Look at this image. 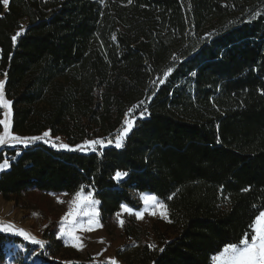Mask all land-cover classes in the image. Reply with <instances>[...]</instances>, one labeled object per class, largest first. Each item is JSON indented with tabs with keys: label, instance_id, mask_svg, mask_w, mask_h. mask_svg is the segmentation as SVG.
Instances as JSON below:
<instances>
[{
	"label": "trees",
	"instance_id": "1",
	"mask_svg": "<svg viewBox=\"0 0 264 264\" xmlns=\"http://www.w3.org/2000/svg\"><path fill=\"white\" fill-rule=\"evenodd\" d=\"M0 75L24 137L107 140L135 110L119 149L0 148V194L17 206L83 186L112 233L120 205L162 200L168 220L151 233L125 214L124 264H213L264 211V0L0 2ZM117 171L129 175L117 182ZM56 234L44 232L51 255L65 248ZM13 241L25 242L0 232V264Z\"/></svg>",
	"mask_w": 264,
	"mask_h": 264
},
{
	"label": "snow or ice",
	"instance_id": "2",
	"mask_svg": "<svg viewBox=\"0 0 264 264\" xmlns=\"http://www.w3.org/2000/svg\"><path fill=\"white\" fill-rule=\"evenodd\" d=\"M5 9L9 7V0H0ZM21 35V32H17L11 37L13 44H15L17 37ZM11 58V57H10ZM172 71L169 68L165 72L167 76ZM7 74L5 73V76ZM195 75V73H192ZM163 83V81H161ZM5 81L0 80V109H4V118L0 119V126L3 127V133L0 134V145L11 144L17 145L22 144L25 147H29L34 143L48 144L51 148L59 150L74 151L80 150L85 151L91 148L93 151L96 150V146H103L105 141L103 139H95L91 141H85L83 145H76L72 147L66 143H56L59 137L55 140L49 139L50 131H45L40 136L32 137H21L19 135H14L11 132V101L5 98L4 93ZM143 103V102H142ZM142 115V114H141ZM127 127L123 128V131L118 133L114 140L115 148L119 149L122 147V142L128 135L129 131L133 127L132 120H125ZM219 142V141H218ZM108 144H112L113 140H108ZM9 167L8 160H4L0 163V170L7 169ZM129 174L127 172L117 171L113 179L117 182L121 181L124 177ZM247 191V189H245ZM171 198V197H169ZM141 199L143 200L146 208L151 206L159 210L162 218L167 219L168 212L166 205L157 200V197L147 194H142ZM58 203H64L63 200L57 199ZM69 203V209L67 213L61 218L57 238H65L64 243L69 244L74 248L83 249L84 245L82 243V238L78 235V232H92L97 227H101L99 220V212L96 210V205L99 204L98 200H95L91 193L88 195L84 194L83 186L81 189L74 194V197ZM124 213L133 214V209L127 205H120ZM151 215H156L153 211ZM137 219H143L144 212L136 211L134 213ZM120 213H117V217ZM87 219H84V218ZM171 222V221H169ZM119 225L122 227L124 225V220H118ZM250 231L244 233L243 238L238 241V243H228L226 244L222 251L218 255H214L212 260L214 264H264V211H259V214L255 216L254 220L249 225ZM0 232L12 234L22 237L26 241H30L33 244L38 245L41 249L44 248L45 242L37 239L35 236L31 235L29 232L22 228H16L13 224H3L0 223ZM102 242V241H101ZM149 247H155V245H149ZM163 251V249H160ZM111 264H117L115 259L111 260Z\"/></svg>",
	"mask_w": 264,
	"mask_h": 264
},
{
	"label": "rangeland",
	"instance_id": "3",
	"mask_svg": "<svg viewBox=\"0 0 264 264\" xmlns=\"http://www.w3.org/2000/svg\"><path fill=\"white\" fill-rule=\"evenodd\" d=\"M0 80L5 81V78L0 75ZM1 110H2L1 119H3L4 118L3 114L5 110L4 109H1ZM134 115H135V110L131 111L129 115L126 116L125 120H132L133 125H134V122L136 119ZM125 120H124V125L122 129L120 130V132L123 131L124 127H127V125L125 124ZM11 121H12V115H11ZM10 130L14 135H19L13 132L12 123H11ZM2 133H3V127L0 130V134ZM21 137H24V136H21ZM57 137H59V140L55 141L56 143L68 144L65 137H62V136H57ZM115 137L109 138L107 140L103 139L105 141V144L103 146L97 145L96 149L98 147L114 145ZM55 138L56 137H52L51 135L49 137V139L51 140H55ZM108 140H113V143L108 144L107 143ZM83 144L84 142L79 145H83ZM3 146H14V145H11V144L0 145V148ZM90 151H93V150L89 148L82 152H90ZM84 194L88 195L89 193L84 191ZM142 194H147V195H152V196L157 197L156 195L148 193V192H143V193L136 195V198L138 199L141 207L139 209H135L131 207L133 209L132 215H134L136 211H143L144 217L143 219L136 218L137 223L140 224L143 228L147 229L149 233H151V228H152L153 223L156 220H160V219L163 221H167L168 216H167V219H164L161 217L158 209H155L151 206L146 208L143 200L141 199ZM73 197H74V194L73 195H55V194L50 193V194H41L39 196L31 195L28 202H26L27 206H17L16 204L12 202V204H10V207L8 206V209L6 211V216L4 217V219L0 220L2 221L1 223L5 225L13 224L15 225L16 228L24 229L25 231L29 232L31 235L35 236L37 239L44 241L45 246L43 249H41L38 245L33 244L30 241L24 240L25 241L24 243L13 241L8 244V254H7L8 256L4 264H17V262L21 260L25 261L28 264H73V263L111 264L112 259H115L116 261L118 259L115 255L116 249L119 246L126 244L130 241L124 235L123 226L121 227L119 223L117 224L115 229L112 231V233H108L107 229L101 224V221H100V224L102 226L97 227L94 231L77 233L82 238V243L84 245L83 249L78 250L77 248L72 247L71 243L69 244L64 243L65 248L62 251H56L54 255L50 254V251L48 250L50 241L49 239L44 237V232L46 231V229H48L50 225H53L58 234V229H59L61 218L67 213L69 209L68 202L71 201ZM58 198L60 200H63L64 203H58L57 202ZM157 200L162 202V200H160L158 197H157ZM96 210L99 212L98 204L96 205ZM153 211L156 212V215L150 214ZM125 214H128V213H124L121 209L118 220L119 219L125 220ZM84 219H87V218L85 217ZM60 239H62L64 242L65 238H60ZM148 240L152 242L153 237L150 236ZM26 243L32 245V247H27Z\"/></svg>",
	"mask_w": 264,
	"mask_h": 264
},
{
	"label": "crops",
	"instance_id": "4",
	"mask_svg": "<svg viewBox=\"0 0 264 264\" xmlns=\"http://www.w3.org/2000/svg\"><path fill=\"white\" fill-rule=\"evenodd\" d=\"M2 170H0L1 172ZM12 202L15 204L14 201H7L3 198L2 194H0V220L4 219V217L6 216V211L8 209V206L10 207V204H12ZM8 203V204H6ZM2 221H0L1 223ZM117 264H124L122 262L119 261V259L116 260Z\"/></svg>",
	"mask_w": 264,
	"mask_h": 264
},
{
	"label": "water",
	"instance_id": "5",
	"mask_svg": "<svg viewBox=\"0 0 264 264\" xmlns=\"http://www.w3.org/2000/svg\"><path fill=\"white\" fill-rule=\"evenodd\" d=\"M125 120V119H124Z\"/></svg>",
	"mask_w": 264,
	"mask_h": 264
}]
</instances>
